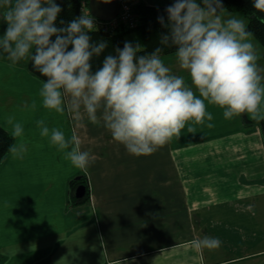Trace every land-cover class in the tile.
Wrapping results in <instances>:
<instances>
[{
  "label": "crops",
  "instance_id": "obj_1",
  "mask_svg": "<svg viewBox=\"0 0 264 264\" xmlns=\"http://www.w3.org/2000/svg\"><path fill=\"white\" fill-rule=\"evenodd\" d=\"M162 58L187 76L175 52ZM15 103L24 109L10 117L23 125L28 150L23 159L10 150L0 164V264H264V119L226 120L208 105L214 127L189 122L155 153L137 157L102 121H77L66 110L56 124L31 107L39 106L31 96ZM38 120L66 137L75 133L94 163L73 167L41 137ZM7 123L0 120L12 133ZM82 176L90 199L72 202L71 180ZM204 236L221 246L195 249L193 240Z\"/></svg>",
  "mask_w": 264,
  "mask_h": 264
},
{
  "label": "clouds",
  "instance_id": "obj_2",
  "mask_svg": "<svg viewBox=\"0 0 264 264\" xmlns=\"http://www.w3.org/2000/svg\"><path fill=\"white\" fill-rule=\"evenodd\" d=\"M252 3L264 12V0ZM223 9L222 0H174L165 10L167 21L158 17L169 29L161 36L160 47L141 55L143 45L126 41L115 56L107 55L93 70L91 61L108 44L92 41L96 25L91 16L82 14L57 27L62 8L56 0H0V20L8 25L0 35V59L33 62L46 78L39 90L43 108L60 115L69 110L77 121L85 116L93 124L102 121L128 154L150 156L189 122L214 127L208 105L222 108L226 120L242 114L264 119L261 53L246 21L226 17ZM168 47L176 49L175 61L187 76L176 74L162 58ZM9 124L12 136L22 141L23 125L11 117ZM37 125L41 137L49 138L73 167L86 170L94 163L95 155L82 150L75 133L66 137L44 120ZM27 150L23 141L11 149L19 159ZM192 243L197 250H214L222 241L204 236Z\"/></svg>",
  "mask_w": 264,
  "mask_h": 264
},
{
  "label": "trees",
  "instance_id": "obj_3",
  "mask_svg": "<svg viewBox=\"0 0 264 264\" xmlns=\"http://www.w3.org/2000/svg\"><path fill=\"white\" fill-rule=\"evenodd\" d=\"M135 3L134 12L137 16V23L135 26H130L126 22L119 20L117 16L113 20H106L107 25L97 26L96 31L90 33L93 42L106 41L108 47L101 54L100 57L93 58L91 61L93 70L98 69L102 66L104 58L111 54L115 56L116 49H122L125 42L127 41V34L135 32L138 35V40L141 45L144 46V50L140 53L141 55L152 53L157 47H160V39L163 34H167L169 29L162 26L158 17L163 16L167 21L166 8L171 4L163 3H152L146 2L145 0H132ZM56 3L62 8L60 15L57 17L56 26L64 27L67 26L72 20L80 17L82 14L93 16L89 7V0H56ZM223 12L242 13L248 24V30L262 43L264 47V12H258L254 7L252 0H222ZM61 21L64 23L61 24ZM53 40L55 37L52 38ZM128 42V41H127ZM70 50V49H69ZM174 47L165 48L164 54L175 52ZM29 70L45 80L46 78L35 70L33 62H28ZM245 119L252 121L246 114ZM263 134H264V122H262ZM15 138L12 134L0 124V163L9 151L14 146ZM84 183L87 186L85 195L83 197H77L75 194V187L78 184ZM71 200L72 202H87L90 199L89 184L84 176L80 178H73L71 180Z\"/></svg>",
  "mask_w": 264,
  "mask_h": 264
},
{
  "label": "rangeland",
  "instance_id": "obj_4",
  "mask_svg": "<svg viewBox=\"0 0 264 264\" xmlns=\"http://www.w3.org/2000/svg\"><path fill=\"white\" fill-rule=\"evenodd\" d=\"M145 1L152 3H163V4L174 3V0H145ZM236 17L242 18L247 22L246 17L242 13L237 14ZM7 27L8 25L6 21L0 20V35L4 34ZM126 38L128 42H131L134 45L136 43L140 44L138 40V35L135 32L127 34ZM253 38H254L253 42L257 45L258 50L264 53L262 43L254 35ZM263 56L264 55H262L261 59L258 61V64L262 67H264ZM28 62L29 60H24L17 64H12L10 61L6 59H0V120L4 119V123L8 124L7 122L10 116L14 117L16 113H19L21 112V109L22 110L24 109L21 105L19 104L17 105L15 103V99L20 100L26 98L27 96H31L32 99L39 101V106H36V109L40 114H50V115L53 114L55 117L59 118V120L56 121L57 122L56 124L58 123L61 124V119L63 121L62 118L63 115H60L55 111H50L42 107V101L39 95V90L42 86L43 79L39 78L29 70ZM3 161L4 160H2V162Z\"/></svg>",
  "mask_w": 264,
  "mask_h": 264
},
{
  "label": "water",
  "instance_id": "obj_5",
  "mask_svg": "<svg viewBox=\"0 0 264 264\" xmlns=\"http://www.w3.org/2000/svg\"><path fill=\"white\" fill-rule=\"evenodd\" d=\"M89 7L91 12L102 20H111L117 17L121 10L118 0H89ZM86 189V184H79L75 191L76 196L83 197Z\"/></svg>",
  "mask_w": 264,
  "mask_h": 264
},
{
  "label": "built area",
  "instance_id": "obj_6",
  "mask_svg": "<svg viewBox=\"0 0 264 264\" xmlns=\"http://www.w3.org/2000/svg\"><path fill=\"white\" fill-rule=\"evenodd\" d=\"M121 4V10L118 14L119 20L126 22L130 26H135L137 23V16L134 12L135 9V3L132 0H118ZM95 25L97 26H104L107 25V22L105 20H102L98 17H93ZM105 27V26H104Z\"/></svg>",
  "mask_w": 264,
  "mask_h": 264
}]
</instances>
